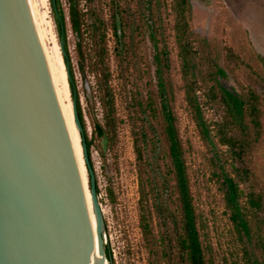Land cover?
<instances>
[{"label": "rangeland", "instance_id": "374dc122", "mask_svg": "<svg viewBox=\"0 0 264 264\" xmlns=\"http://www.w3.org/2000/svg\"><path fill=\"white\" fill-rule=\"evenodd\" d=\"M136 1L81 0V7H91L109 22L115 3L135 11ZM162 1L168 4L162 11L166 26L164 37L170 55L167 77L173 87L171 106L177 117L207 263L264 264V60L260 57L264 56V0H190V27L197 36L192 40L193 78L197 82L195 102L207 131L205 137L184 92L171 0ZM61 3L67 18V45L75 85L87 134L93 143L90 154L104 216V243L110 248L113 258L111 263L108 260V264H175L177 259L172 262L163 257V244L160 242L155 241L153 251L149 250L139 220L141 185L134 140L142 129L148 133L143 152L146 168L143 181L148 192L151 164L155 167L158 161L164 168L167 163L163 140L157 139V135L161 137L159 133L162 130L160 112L156 111L157 115L152 116L146 109L150 97L159 107L152 43L147 34L136 33L132 50L121 68L115 55V38L110 29L107 31L116 125L111 140L104 144L102 138L92 134L93 119L102 120L99 102L94 97V73L90 71L89 64L84 71L81 70L78 39L70 27L68 4L66 0H61ZM41 11L48 24L51 23L50 28L59 44L50 0L43 1ZM83 46L86 54L92 53L88 40L83 42ZM219 69L223 72L220 73ZM225 90L242 98V114L236 112ZM250 106H255L256 110ZM139 142L142 144L141 137ZM226 174L240 186V201L248 232H240L230 220L223 190ZM251 196L259 200V206L250 203ZM151 198L149 194L150 202ZM170 207L175 215L179 213L175 196ZM151 222L156 236L162 234L160 232L167 236L175 235L179 230L178 222L173 220L168 221L162 231L155 215ZM174 245L172 242L171 247ZM172 253L175 254L176 249Z\"/></svg>", "mask_w": 264, "mask_h": 264}, {"label": "water", "instance_id": "95a60500", "mask_svg": "<svg viewBox=\"0 0 264 264\" xmlns=\"http://www.w3.org/2000/svg\"><path fill=\"white\" fill-rule=\"evenodd\" d=\"M52 2L64 59V24ZM71 101L87 188L34 2L0 0V264L108 261L96 173Z\"/></svg>", "mask_w": 264, "mask_h": 264}, {"label": "trees", "instance_id": "16d2710c", "mask_svg": "<svg viewBox=\"0 0 264 264\" xmlns=\"http://www.w3.org/2000/svg\"><path fill=\"white\" fill-rule=\"evenodd\" d=\"M51 5L53 8V2ZM68 4V18L71 30L78 39L77 52L81 70L84 71L85 66L89 64L90 71L94 73L96 97L101 108L102 120L93 119L92 134L98 138H102L104 144H107L115 131L116 113H115V96L111 86L112 73L109 65V52L107 49V31L110 29L115 38L116 47L115 55L118 64L122 68L128 54L131 52V45L136 33H145L148 35L152 47L154 65L155 85L157 87V97L159 98V107L154 104V99L146 104V109L152 116H156V111L160 112L162 130L157 135V139L163 140L165 146V158L167 163L164 168H161L158 161L155 167L151 164L152 174L149 176L147 185H150V191L145 189L146 185L143 181V172H145V160L143 152L144 145L147 141L148 133L144 129L140 135H136L134 140V150L136 160L138 162V172L140 176V198H139V220L140 228L143 237L149 250L152 252L155 246V241L163 244V257L177 262L175 264H208L205 254V249L202 243L201 234L198 229L197 215L193 203V196L190 189V181L187 173V165L184 157V148L179 135L177 126V117L171 106L173 98V87L167 77L170 70V55L169 49L164 37L166 29L163 20V6L168 4L162 0H137V9L130 11L128 8L119 7L118 3L112 6L111 19L106 22L102 17L95 13L91 7L82 8L81 0H66ZM87 2V0H86ZM58 12L64 24V42L67 51V56L64 61L67 62L70 70L69 86L71 96L76 99L77 109L81 124L84 130V136L88 149L90 163L93 166L90 149L92 140L89 139L86 125L83 117V112L79 100V93L75 85L71 58L67 45V18L62 7L61 0H56ZM170 8L174 14V36L178 47V56L181 63L182 78L184 81V92L188 105L196 113V122L199 126L202 135L205 137V130L201 115H198L195 92L196 79L193 78V42L196 34L190 27L191 19V4L190 0H171ZM54 11V10H53ZM54 18L57 23L59 38L61 35L60 23L54 13ZM195 36V37H194ZM127 38L128 40H125ZM90 42V53H85L83 42ZM205 40V39H201ZM264 60V56H260ZM219 72H223L219 69ZM227 98L232 102L237 113L242 114L243 100L234 92L225 90ZM252 110H256L255 106H250ZM142 138V144L139 138ZM95 171V168H94ZM224 185V200L227 209L229 210L230 220L235 224L240 232H248V222L241 206V189L239 184L229 174L223 177ZM96 189L99 193V187L96 177ZM149 194L152 196L151 202ZM173 196L178 203L179 213L175 215L170 207ZM250 203L253 206H259V200L251 196ZM153 215L158 219L160 231L167 225L168 221L178 222V231L167 236L160 232L159 236L153 230L152 219ZM174 218V219H173ZM174 242V247L171 243ZM109 262L111 263L112 253L109 247H105ZM173 249L176 253L173 254ZM173 264V263H172Z\"/></svg>", "mask_w": 264, "mask_h": 264}, {"label": "bare ground", "instance_id": "6f19581e", "mask_svg": "<svg viewBox=\"0 0 264 264\" xmlns=\"http://www.w3.org/2000/svg\"><path fill=\"white\" fill-rule=\"evenodd\" d=\"M43 1L44 0H33L35 9H36V12L39 18V22H40V25L43 31V35H44V38L47 44V48H48V51H49V54H50V57H51V60L54 66V70H55L60 88H61V92L63 95V99L65 102V106L67 109V113H68L69 120L71 123L72 131H73V136H74V140H75V144H76V148H77V152H78V156H79V160H80V164H81V168H82V172L84 176L85 185L87 188V181H88L87 171H86V166H85V163L82 157V147H81L80 135L74 124L72 101H71V96H70V86H69V82L66 77L64 59L62 57L60 46L57 42L56 36L54 35V33L52 32L50 28L51 23L49 22L50 25L48 24V22L46 21L45 15L41 11V6L43 4ZM87 192H88V196L90 199L89 191L87 190ZM105 264H108L107 260Z\"/></svg>", "mask_w": 264, "mask_h": 264}]
</instances>
